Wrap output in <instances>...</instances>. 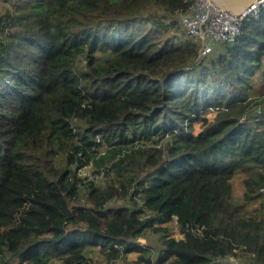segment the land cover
Instances as JSON below:
<instances>
[{
	"label": "trees",
	"instance_id": "16d2710c",
	"mask_svg": "<svg viewBox=\"0 0 264 264\" xmlns=\"http://www.w3.org/2000/svg\"><path fill=\"white\" fill-rule=\"evenodd\" d=\"M194 1L0 0V264H264V5L200 56Z\"/></svg>",
	"mask_w": 264,
	"mask_h": 264
},
{
	"label": "built area",
	"instance_id": "2783aa9c",
	"mask_svg": "<svg viewBox=\"0 0 264 264\" xmlns=\"http://www.w3.org/2000/svg\"><path fill=\"white\" fill-rule=\"evenodd\" d=\"M262 5L264 0H257L240 14H234L213 0H195L188 11L179 12V21L183 31L199 41V55L203 56L211 54L216 43L233 40L240 32L242 21L257 14ZM78 172L84 182H100L105 178L103 171H86L85 165L80 166ZM261 190L264 191V184Z\"/></svg>",
	"mask_w": 264,
	"mask_h": 264
},
{
	"label": "rangeland",
	"instance_id": "374dc122",
	"mask_svg": "<svg viewBox=\"0 0 264 264\" xmlns=\"http://www.w3.org/2000/svg\"><path fill=\"white\" fill-rule=\"evenodd\" d=\"M181 33L187 35L183 31L182 26H181ZM218 47H219V43H216L214 45V50L211 52V54L214 53V51ZM253 84H254V88H253L254 90L262 89L263 86H264L263 82L260 81L259 78H257L256 76L254 78V83ZM254 93H253V91L251 92V94H254ZM214 115H215V112L213 110H211L210 112L207 113L208 119H212ZM200 123H201L200 121L193 122V129H192L191 138H190L191 141H193V142H195L197 144V148L198 149H200L203 146L204 142H205V138H203L200 135V132H201ZM104 146L105 145H103V146H101L99 148V152H103V150L106 148ZM85 166H86V171H92V172L95 171V167H94V165H93V163L91 161H89L87 164H85ZM233 190H234V195L236 196V198L242 197L243 194H242V191H241L240 178L238 176H235L233 178ZM258 203H259V199L251 200V201H249L247 203V207L252 209V208L258 206ZM170 234L175 236V237H180L182 235L181 232L178 230V227H177L175 222L171 223ZM140 241L141 242H145L146 245L150 248V252L153 253V254H154L155 250L161 244V241L156 237L155 234H149L148 238H146V239L145 238H140ZM90 252L95 256V258L92 260V262L94 264H107L105 262L103 256H102V254L99 253L98 249H92V250H90ZM137 254H138V252L135 251V250L128 251L126 253V256H125V258H126L125 261L122 260V259H118V260H116L115 264H129L132 260L136 259ZM16 263H17V261L15 260L13 262V264H16ZM22 264H24V262Z\"/></svg>",
	"mask_w": 264,
	"mask_h": 264
},
{
	"label": "water",
	"instance_id": "95a60500",
	"mask_svg": "<svg viewBox=\"0 0 264 264\" xmlns=\"http://www.w3.org/2000/svg\"><path fill=\"white\" fill-rule=\"evenodd\" d=\"M219 6L225 8L226 10L234 13L240 14L246 7H248L251 3L257 0H213Z\"/></svg>",
	"mask_w": 264,
	"mask_h": 264
}]
</instances>
